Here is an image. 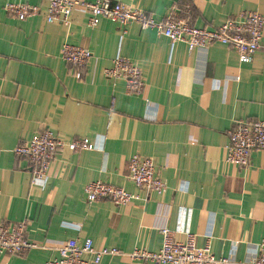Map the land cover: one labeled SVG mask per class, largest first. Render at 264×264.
I'll return each instance as SVG.
<instances>
[{
  "label": "crops",
  "instance_id": "obj_1",
  "mask_svg": "<svg viewBox=\"0 0 264 264\" xmlns=\"http://www.w3.org/2000/svg\"><path fill=\"white\" fill-rule=\"evenodd\" d=\"M111 1L155 21L177 8L199 29L251 11L264 20V0ZM7 2L42 12L17 21L5 13ZM45 8L41 0H0V223L26 220L27 238L38 245L25 255L0 254V264H44L67 241L86 239L96 250L122 254L98 264H151L126 254L158 251L164 227L177 242L185 241V231L194 234L199 247L208 244L231 264L251 261L264 237V151H252L246 169L224 157L226 131L235 121H264V27L253 61L242 64L227 45L189 52L135 23L123 32L99 18L90 27L87 15L74 13L69 27L48 24ZM64 43L91 52L80 80L62 59ZM116 57L140 69V94L104 76ZM42 131L65 142L86 138L92 149L60 151L45 186L32 187L30 165L14 151ZM133 155L152 159L164 193L147 195L126 178ZM96 181L139 200L89 205L84 187Z\"/></svg>",
  "mask_w": 264,
  "mask_h": 264
},
{
  "label": "built area",
  "instance_id": "obj_2",
  "mask_svg": "<svg viewBox=\"0 0 264 264\" xmlns=\"http://www.w3.org/2000/svg\"><path fill=\"white\" fill-rule=\"evenodd\" d=\"M46 4L44 16L48 24L69 27L71 16L81 13L88 16V25L95 27L97 19L109 20L121 27L130 23L137 24L141 30H155L166 38L171 47L176 43L186 45L192 52L196 49H206L214 43H221L232 48L240 63L249 64L260 49L264 20L257 12H244L236 18L227 19L214 29H199L190 24L187 16L180 17L177 8H172L162 21H155L144 11L111 0H95L85 2L79 0H41ZM7 16L17 21H25L41 14L39 6L26 3L7 2L4 5ZM183 12V11H182ZM184 13V12H183ZM91 58L87 47L64 43L62 59L70 66L72 75L81 79L82 69ZM109 80H122L129 94H140L144 82L140 69L124 57H116L110 68L104 71ZM228 145L225 149L224 161L227 164L246 169L252 151H264V121H235L226 131ZM92 149L86 138H76L68 142L54 137L50 131H42L30 140L20 144L14 151L15 155L23 157L30 165L31 186L42 187L47 182V172L55 156L62 150L70 153L89 151ZM126 178L134 186L147 195L164 193L166 184L158 178L152 159L133 155L127 161ZM87 204L102 200L110 201L114 206H125L139 200L123 188L115 187L101 181L91 182L84 187ZM27 221L14 225L0 223V254L9 257L25 255L38 248L35 242L26 235ZM161 244L156 252L135 249L126 256L131 261L151 264H231L224 257L214 255L208 244L199 247L196 236L184 232L185 241L174 240L172 232L166 227L160 229ZM255 257L243 264H264V237L258 244ZM58 256L44 264H98L104 256L122 255L117 249L96 250L90 239L81 244L77 240H69L57 249ZM91 257V260L86 257Z\"/></svg>",
  "mask_w": 264,
  "mask_h": 264
}]
</instances>
